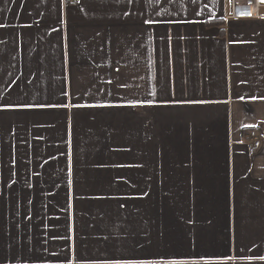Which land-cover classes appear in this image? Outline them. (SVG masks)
<instances>
[{
	"label": "crops",
	"instance_id": "obj_1",
	"mask_svg": "<svg viewBox=\"0 0 264 264\" xmlns=\"http://www.w3.org/2000/svg\"><path fill=\"white\" fill-rule=\"evenodd\" d=\"M228 14L0 0V264H264V19Z\"/></svg>",
	"mask_w": 264,
	"mask_h": 264
},
{
	"label": "built area",
	"instance_id": "obj_2",
	"mask_svg": "<svg viewBox=\"0 0 264 264\" xmlns=\"http://www.w3.org/2000/svg\"><path fill=\"white\" fill-rule=\"evenodd\" d=\"M228 6L227 19H264V0H228ZM247 144L250 151L261 147V139L256 130L248 131Z\"/></svg>",
	"mask_w": 264,
	"mask_h": 264
},
{
	"label": "snow or ice",
	"instance_id": "obj_3",
	"mask_svg": "<svg viewBox=\"0 0 264 264\" xmlns=\"http://www.w3.org/2000/svg\"><path fill=\"white\" fill-rule=\"evenodd\" d=\"M145 23H151V21H145ZM64 107H68V105H63ZM81 105H73V107H80ZM115 264H121L120 261H116Z\"/></svg>",
	"mask_w": 264,
	"mask_h": 264
},
{
	"label": "trees",
	"instance_id": "obj_4",
	"mask_svg": "<svg viewBox=\"0 0 264 264\" xmlns=\"http://www.w3.org/2000/svg\"><path fill=\"white\" fill-rule=\"evenodd\" d=\"M218 26H220V25H222V23L221 22H215ZM215 24V25H216ZM250 130H252V129H250Z\"/></svg>",
	"mask_w": 264,
	"mask_h": 264
}]
</instances>
